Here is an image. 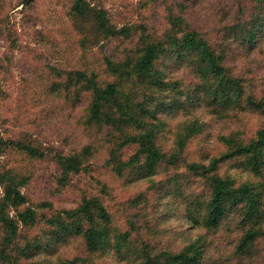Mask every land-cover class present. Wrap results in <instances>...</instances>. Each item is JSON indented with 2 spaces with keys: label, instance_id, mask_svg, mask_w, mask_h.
I'll list each match as a JSON object with an SVG mask.
<instances>
[{
  "label": "trees",
  "instance_id": "16d2710c",
  "mask_svg": "<svg viewBox=\"0 0 264 264\" xmlns=\"http://www.w3.org/2000/svg\"><path fill=\"white\" fill-rule=\"evenodd\" d=\"M59 1L81 56L40 87L82 144L0 132V162L47 161L55 185L36 201L33 169L0 168V264H264V0L214 2L206 27L201 0H143L146 17L121 26L101 4ZM101 157L99 192L64 195ZM186 221L198 232L178 249Z\"/></svg>",
  "mask_w": 264,
  "mask_h": 264
},
{
  "label": "rangeland",
  "instance_id": "374dc122",
  "mask_svg": "<svg viewBox=\"0 0 264 264\" xmlns=\"http://www.w3.org/2000/svg\"><path fill=\"white\" fill-rule=\"evenodd\" d=\"M90 1L104 6L111 20L119 26L146 17V12L138 9L143 0ZM201 1L207 4L198 14V21L199 25L206 27L210 24L206 20L211 21L213 18L210 5L227 1ZM60 2L0 0V132L33 137L47 147L70 150L82 144L81 128L70 110L59 100L60 95H46L40 87L44 71L50 72L62 61L77 60L81 56L75 47L78 36L69 25L66 9ZM167 138L171 142L172 135ZM103 162L101 157L95 163L91 175L75 178L71 186L65 189L64 195L77 196L81 187L97 192L99 186L92 176L100 177L101 171L105 169ZM34 164L23 155L14 157L8 154L1 160L0 168L4 165L13 166L20 172L33 169V177L23 191L36 201L51 199V191L55 190L52 182L54 167L47 161ZM230 172L239 179L250 178V174L242 168H231ZM3 191L0 184V197ZM128 192L126 189L113 193L117 194L119 206L125 205ZM184 224V233L178 237V249L195 239L198 232L187 221Z\"/></svg>",
  "mask_w": 264,
  "mask_h": 264
}]
</instances>
